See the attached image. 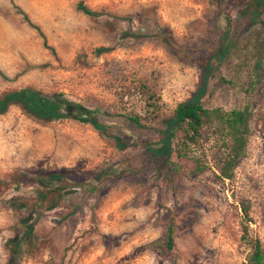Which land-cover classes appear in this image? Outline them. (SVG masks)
<instances>
[{"label": "rangeland", "instance_id": "rangeland-1", "mask_svg": "<svg viewBox=\"0 0 264 264\" xmlns=\"http://www.w3.org/2000/svg\"><path fill=\"white\" fill-rule=\"evenodd\" d=\"M227 28L228 53L200 103L250 106L245 155L230 180L217 177L209 134L195 152L208 166L200 173L177 174L142 148L116 149L113 136L160 139ZM139 84L159 112L137 125L129 94ZM26 87L62 94L105 132L68 119L37 123L17 107L0 115V264L9 240L24 252L17 264H244L242 227L264 252V8L250 23L212 0H0V96Z\"/></svg>", "mask_w": 264, "mask_h": 264}, {"label": "trees", "instance_id": "trees-1", "mask_svg": "<svg viewBox=\"0 0 264 264\" xmlns=\"http://www.w3.org/2000/svg\"><path fill=\"white\" fill-rule=\"evenodd\" d=\"M212 1L224 6L226 12L237 9L240 14L250 20V23L256 21L261 9L264 8V0ZM76 7L86 16L93 17L95 15L94 12L81 4H77ZM226 23L229 24V20H226ZM156 30L159 39L165 45H170L166 34L159 27ZM227 32L228 28L223 30L218 39L219 46L209 58L204 59L202 78L194 94L175 105L171 117L165 121L163 130L159 132L160 139L155 144H149L113 136L116 149L142 148L150 157L168 162L177 174L200 173L207 170L208 166L202 157L195 155V152L197 150L202 152V146L209 140V134L213 136L216 148L214 169L218 174L217 177L221 180H230L233 168L245 155L249 137L250 106L245 104L241 109L223 110L221 107L205 108L200 103V98L205 93L213 69L228 53ZM100 50L103 49L97 51ZM129 95L133 97L138 106L137 113H130L129 121L139 125L143 120L156 118L159 106L156 98L145 85H137ZM9 107H17L24 116L37 123L68 119L89 125L98 134L103 135L105 132V127L93 115L82 111L62 94L47 96L27 87L9 91L0 96V115L4 114ZM238 206L242 222L250 223L248 204L240 201ZM171 234V227L168 226L164 236V244L169 251L173 248ZM246 234V227H242L240 238L245 241L248 248L244 264H264V252L259 241L257 239L246 240ZM5 247H8L7 264H17L20 255L24 253L21 252L20 241L11 242L9 240Z\"/></svg>", "mask_w": 264, "mask_h": 264}]
</instances>
